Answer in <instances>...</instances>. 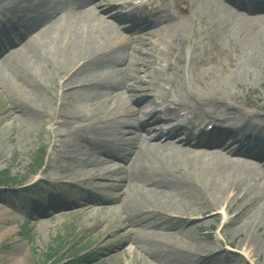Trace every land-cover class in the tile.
Returning a JSON list of instances; mask_svg holds the SVG:
<instances>
[{
  "label": "bare ground",
  "instance_id": "1",
  "mask_svg": "<svg viewBox=\"0 0 264 264\" xmlns=\"http://www.w3.org/2000/svg\"><path fill=\"white\" fill-rule=\"evenodd\" d=\"M94 1L0 0V94L17 95L1 101L2 116L12 128L23 117L48 118L42 172L65 173L72 192L85 195L80 205H33L31 219L43 223L47 210L51 218L115 213L93 225L108 251L92 263L140 255L147 264H210L226 249L192 232L220 218L231 253L264 264V109L248 102L253 110H244L230 91L264 77V14H255L264 0ZM195 22L208 26L196 31ZM35 182L0 192L2 240L18 218L9 213L29 214L15 200ZM9 243V264H23L22 244L1 245Z\"/></svg>",
  "mask_w": 264,
  "mask_h": 264
},
{
  "label": "rangeland",
  "instance_id": "2",
  "mask_svg": "<svg viewBox=\"0 0 264 264\" xmlns=\"http://www.w3.org/2000/svg\"><path fill=\"white\" fill-rule=\"evenodd\" d=\"M100 0H95L97 3ZM123 0H111L109 3L111 6L113 3H120ZM68 3V0H63V3ZM57 4V7L65 4ZM66 3V4H67ZM100 8L105 7L104 1L100 3ZM233 10H239L233 8L228 4ZM71 6H69V9ZM117 8V10H119ZM108 12L104 11L100 14L105 15L110 22L114 24H120L118 21L107 15ZM255 14H264L262 12H255ZM0 18H2L0 16ZM1 22V21H0ZM4 22V20H3ZM17 23V22H16ZM14 23V24H16ZM206 25V24H204ZM208 26V24H207ZM204 26V27H207ZM195 22L194 30H200L204 28ZM124 34H129V32L124 31ZM197 41L201 42V36L197 34ZM199 43L198 46L200 45ZM186 50H190V45H185ZM195 50L196 54L200 57H204L202 49L197 47ZM223 48L225 51L229 50L234 55L239 51V45L236 49L232 51V48L228 47L226 43H223ZM218 57V60L226 65L228 63V56L225 53H218L216 50H211L210 56ZM208 56V55H207ZM213 63L204 66L206 68L212 67ZM199 70H203V67H199ZM53 76L56 73L52 74ZM46 85H50V82L45 80ZM232 92V101L236 102L243 107L246 111L256 109H264V77L256 76L255 80L246 86H237L230 90ZM15 94L11 91L0 94V192H6L7 188H15L17 186L25 185L30 181H36L33 186H31V192L37 190V188L42 187L38 192H34L27 195L23 199H16V204H22L27 206L29 214L16 213L14 210L9 213L11 216L17 215V220H10L5 226L12 229L10 235L2 240L0 238V264H9L6 257L9 254V246L1 245L2 241L5 242H19L22 244V254H23V264H121L120 260L108 259L102 262H93L94 256H99L101 251L107 252L106 247H101L100 238L103 234H96L93 225L103 216H114L115 213L103 212L97 213L92 217H84L82 215L76 214H60L59 216L52 217L50 214L54 213V210H47L46 214L42 216L43 223L35 222L31 218H36V209L33 205L44 208L48 204L63 202L70 200V202H76L78 205L83 203L85 195L76 194L72 192L71 186H67V182H63L67 179L71 180V177L61 172L59 174H44L42 171L45 166V161L49 155V142L52 140L48 130L51 127L50 122L47 123L48 118L41 115L39 116H27L15 121V125L12 128L9 122L6 121L1 113V101L7 100V98L14 99ZM17 96V95H15ZM7 97V98H6ZM147 97L146 94L140 92L137 98ZM47 98H49L47 96ZM47 106L45 112L47 114L51 111V102L47 101ZM250 102L251 105L248 103ZM45 118V119H44ZM152 125L156 124L155 120L151 122ZM10 136H12L11 139ZM234 148L230 147V149ZM237 156V155H234ZM64 177V178H62ZM74 180V179H72ZM110 180L104 179L103 182H108ZM66 184L62 186L61 184ZM80 188L86 189L85 184L79 183ZM94 191V190H93ZM96 192V191H94ZM110 193V192H109ZM62 200V201H61ZM70 206L69 209L77 206ZM67 210V212L69 211ZM218 209V208H217ZM218 210L221 211L219 208ZM58 211V210H56ZM49 213V214H48ZM210 212L206 213L209 214ZM223 214V213H221ZM51 218V219H50ZM185 220H188L192 224L200 220L195 216L185 215L183 216ZM35 223V224H33ZM102 223V222H100ZM222 223V219L218 218L211 222L210 225L202 224L200 230H194L192 235L201 242H211L215 238L220 241L221 247L226 249L225 256H218L214 263L210 264H253L251 261L246 259L241 255V250L237 249L236 255L231 253L232 250L227 248L225 239L217 232V228ZM236 238L232 241V247L235 248ZM129 242H126L128 244ZM101 255V254H100ZM264 257V253L260 254ZM166 257L169 258L168 255ZM125 264H147L142 259L140 255L136 257H131L127 260V256L122 255ZM126 259V260H125ZM188 264H196L192 261L193 258H187ZM191 262V263H190Z\"/></svg>",
  "mask_w": 264,
  "mask_h": 264
}]
</instances>
